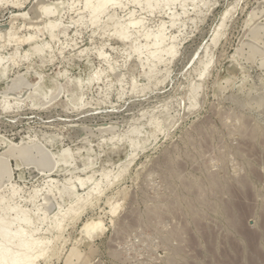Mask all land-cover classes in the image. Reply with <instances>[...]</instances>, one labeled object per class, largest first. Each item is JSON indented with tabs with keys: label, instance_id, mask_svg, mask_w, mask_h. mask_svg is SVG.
Returning <instances> with one entry per match:
<instances>
[{
	"label": "rangeland",
	"instance_id": "obj_1",
	"mask_svg": "<svg viewBox=\"0 0 264 264\" xmlns=\"http://www.w3.org/2000/svg\"><path fill=\"white\" fill-rule=\"evenodd\" d=\"M44 1L60 5L65 21L77 18L76 7L81 5L78 0L75 8L68 6L72 0ZM205 1L198 2L196 8L188 1L189 12L183 15L187 19L181 30L171 26L169 10L152 13L137 7L136 14L146 16L150 28L157 29L166 21L167 33L179 35L178 52L168 66L170 72L159 75L166 79L158 86L141 89L144 68L135 57L128 56L123 41L112 37V29L93 33L92 27L74 25L65 37L67 41L62 36L54 43L53 60L47 54L34 55L33 66L47 78L61 71L76 79L86 77L96 66L107 68V63L94 49L89 57L75 54L78 46L104 45L122 65L125 93L121 96L119 75L106 70L108 79L103 77L102 82L85 88V99L90 103L84 106L76 105L82 90L62 76L59 81L66 95L60 86L56 93L35 95L33 101L28 98L19 108L4 110L0 105V136L19 142L33 135L48 141L54 151L80 148L97 170L126 160L131 149L124 141L114 146L111 141L101 144L104 135L146 123L150 113L162 120L163 130L155 124L146 125L151 132L158 129L154 138L139 148L127 171L106 192L67 221L54 255L41 264H264V3ZM4 4H0V29L15 20V25L22 27L21 35L35 32L34 24L46 32L39 0H27L22 6ZM230 8L232 12L225 15ZM181 9L177 5L176 10ZM127 11L118 9L119 15ZM252 14L254 22L248 26ZM218 29L221 35L214 43ZM62 42L64 52L57 53ZM12 50L9 46L7 51ZM28 62L14 67L11 75L24 71ZM133 75L141 84V90L135 92L129 84ZM6 91L12 92L0 89V96ZM13 164L16 167L15 160ZM35 170L24 169V178H20L21 169H16L13 178L28 190L36 184L41 186L44 176ZM53 176L63 179L68 174ZM113 199L121 205L115 214L110 210ZM77 234H81L80 242L75 241ZM73 248L77 255H71Z\"/></svg>",
	"mask_w": 264,
	"mask_h": 264
},
{
	"label": "bare ground",
	"instance_id": "obj_2",
	"mask_svg": "<svg viewBox=\"0 0 264 264\" xmlns=\"http://www.w3.org/2000/svg\"><path fill=\"white\" fill-rule=\"evenodd\" d=\"M25 1L27 0H0V4L10 3L13 6H22ZM188 1L192 2L194 8L198 6V2L206 3L204 0H78L81 5L76 7L77 18L71 17V20L65 21L59 9L60 5L39 0L41 15L46 17L45 23L47 26L45 27V33L42 31L41 25L34 24L35 32L22 33L21 35L20 29L22 27L15 25L14 18H12L14 21H11L9 27L0 29V83L3 85L0 89L12 91L3 92L4 95L0 96V105L4 110H10L14 107L19 108L28 98L33 101L35 95L56 93L60 88V91L66 95L67 91L61 81H59L60 76H62L67 77L68 82L71 81V83L82 90L83 93L78 97L80 101L74 102H76V105L81 103L80 105L84 106L90 103V101L85 99V94L87 93L85 88H88L93 82H102L103 77L108 79L109 75L105 74L106 70L113 71L119 75L117 80L122 85L121 96L125 93L124 74L120 70L122 65L118 64L117 59L105 50L104 45L100 47L78 46L77 52L75 51L77 55H88L89 57V53L94 49L96 52H93L97 53L98 57L107 63V68L98 69L96 66V69L88 73L86 77L76 79L68 76V71L67 73L61 71L60 73L58 72V75L47 78L44 72L38 69L39 67L33 66L31 59L34 55L47 54L50 57L48 59L53 60L57 41L60 42L62 36L64 38L68 37L74 25L92 27L93 33L100 29H104V31L107 30L106 28L112 29V37L115 36V38L117 37L123 41L126 51L129 53L128 56L135 57L142 65V68H144V79L142 80L145 83L142 85L144 87L141 88L142 90L149 89L163 82L166 78L162 79L159 75L164 72L169 74L170 69L168 66L179 49V35L167 33L166 21H162L157 29L150 28L146 23L147 17L141 15V13L137 15L136 9L139 7L142 11L152 13L156 9H167L170 11L171 26H178L179 30H181V27L185 25L186 16H188L186 14L189 12L186 8ZM62 2L64 3V1ZM262 3H264V0ZM68 4L71 8H75L77 0H72ZM177 5L181 6L182 12L176 10ZM53 6H55L54 11L52 10ZM118 9H128V11L125 15H119ZM46 12H49V15L45 14ZM229 12H232L231 8L226 11L225 15ZM21 14L26 15L24 13ZM183 15H186L185 19H183ZM253 15L247 19L248 26L254 22ZM223 20L221 26L225 24V17ZM75 33H80V30L77 29ZM220 35L221 30L218 29L213 37L214 43L218 42ZM63 43H60L61 46L58 45L60 47L57 53L64 52L65 46H63ZM24 45H29V49L24 48ZM9 46H13L12 51H7ZM112 48L116 47L112 46ZM24 61H29L25 70H18L12 76L11 71L13 68L21 66ZM210 61L211 58L204 64L205 67L200 72L201 75L204 74ZM161 65H164L165 68L160 67ZM153 79H155V83H153ZM111 83L109 82L110 87ZM129 84H131V87H129L134 92L141 85L139 84V79L134 75ZM199 86L200 83L195 87L199 88ZM196 88L193 87L194 90ZM9 94H14L15 97L9 96ZM193 94L195 95V93ZM148 115L150 118L146 123L131 126L124 132H112L109 136H103V143L101 142V144L111 141L113 143L112 146H114L116 142L124 141L131 149L126 160L121 159V161L113 163L112 167L104 168V166L100 170L95 168L91 158L82 156V149L80 148L72 149L66 147L61 151H54L52 146L51 148L48 146V141L44 142L40 138H36V136L33 137V135H28L27 139L19 142H15L5 135L0 136V146H2V151L0 152V264H41V260L49 261L54 255L57 241L62 237L67 221L74 219L88 206H91L95 199L106 192L109 186L127 171L139 148H143L151 136L154 138L155 131L162 129L160 117L155 113ZM152 124L153 126L155 124L158 128L154 132L149 131L148 128V130L146 129V125ZM154 127L149 128L151 130ZM164 127H167L166 124ZM13 160L16 161V167H14ZM31 168L36 169L35 171L38 174L44 176V184H41V186L36 184L31 186L32 188L29 190L26 188V190V185H22L13 177L16 169H21L19 177L24 178L25 172L23 170L31 171L33 170ZM116 168L118 169L115 170ZM77 170H83L84 172L83 174L76 173ZM64 173H67L68 176H64L63 179L53 176V174L60 175ZM215 181H212V184ZM66 195L69 196L68 200L65 199ZM114 202L111 204L110 210L115 214L121 205L120 202ZM80 238L81 234H77L75 241L80 242ZM74 254L77 255L76 248L71 250V255Z\"/></svg>",
	"mask_w": 264,
	"mask_h": 264
}]
</instances>
